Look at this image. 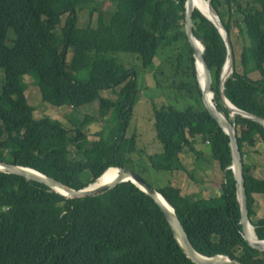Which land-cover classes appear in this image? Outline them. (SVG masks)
Wrapping results in <instances>:
<instances>
[{
    "label": "trees",
    "instance_id": "trees-1",
    "mask_svg": "<svg viewBox=\"0 0 264 264\" xmlns=\"http://www.w3.org/2000/svg\"><path fill=\"white\" fill-rule=\"evenodd\" d=\"M208 1L234 53V69L222 82L224 97L264 121V0ZM185 2L114 0L112 10L104 11L99 0H0V161L36 170L74 190L94 184L108 169H126L137 145L135 134L127 136L138 98L137 78L110 46L117 44L120 53L138 56L142 68L153 72L158 52L184 39L188 49L178 56L175 73L182 76L178 91L194 104L182 110L169 105L153 108V130L162 151L147 158L155 170L193 178L183 161L189 153L201 160L198 138L223 170L221 194L199 199L181 195L178 186L156 190L173 207L198 254L264 264V253L242 236L229 169L230 139L202 103L184 33ZM83 11L89 22L80 27L78 12ZM192 22L194 37L204 47L217 107L234 127L249 224L262 241L264 218H257L255 197L264 200V176L248 174L245 160L250 152L256 154L257 139L264 144V126L242 115H228L218 95L227 59L225 42L199 11H193ZM233 30L240 41L238 60ZM183 63L186 68L180 70ZM255 73L257 80L250 77ZM25 76L33 79L42 104L71 110L69 126L50 117L34 119L25 96ZM107 91L114 98L107 97ZM89 107L96 114L80 117L79 111ZM89 125L98 128L89 133ZM0 264L193 263L158 205L131 183L98 197L66 199L41 184L0 172Z\"/></svg>",
    "mask_w": 264,
    "mask_h": 264
},
{
    "label": "rangeland",
    "instance_id": "rangeland-1",
    "mask_svg": "<svg viewBox=\"0 0 264 264\" xmlns=\"http://www.w3.org/2000/svg\"><path fill=\"white\" fill-rule=\"evenodd\" d=\"M114 0H99L100 8L104 11L112 10ZM207 1V0H204ZM92 19L93 25L95 20ZM89 22L86 11L78 12V23L80 27H85ZM9 37L13 38L12 32ZM233 39L235 45L236 60L240 53V41L233 30ZM116 52L115 56L119 58L125 68L130 69L136 75L138 98L133 108V115L130 126L127 130V136L135 134L137 136L136 152L131 156L130 163L126 164V169L139 175L150 187L162 189L167 186H178L181 195H196L199 199L216 198L217 192L221 191L223 182V170L217 161L212 159V155L207 144H203L200 139L196 140V149L202 153L201 160H196L192 154H187L184 159L186 170L192 172L193 178L182 172L163 171L153 169L148 156L160 153L161 145L155 138L153 130L152 111L154 107L169 105L177 110H182L186 106L194 104L193 100L188 98L183 92L178 91L181 77L175 73V66L178 56L187 52L188 46L184 39L174 45L160 50L155 58V68L153 72L144 70L138 56L129 53H120V46L114 44L110 46ZM186 51V52H185ZM185 61V60H184ZM186 68V63L180 66V70ZM0 71V80L1 74ZM253 80L259 79L258 74H252ZM26 84L25 96L30 106L34 108L33 117L36 120L50 117L62 121L65 126H69L68 118L71 110L68 108H54L41 103L39 91L33 86V79L25 76ZM107 97L114 98L110 91L106 92ZM80 117L85 114L95 115V108L89 107L81 109ZM89 133H94L97 126H88ZM250 128H253L250 125ZM256 154L250 152L245 160V171L248 174H254L256 177L264 176V144L257 139V146L254 150ZM217 186L219 191L211 192L213 187ZM259 217L264 218V203L256 207Z\"/></svg>",
    "mask_w": 264,
    "mask_h": 264
},
{
    "label": "water",
    "instance_id": "water-1",
    "mask_svg": "<svg viewBox=\"0 0 264 264\" xmlns=\"http://www.w3.org/2000/svg\"><path fill=\"white\" fill-rule=\"evenodd\" d=\"M206 2L209 5V8L212 14L216 16L217 23L213 21L212 19L204 16L199 10L197 11H199L208 21H210L217 28V30L219 31L221 37L223 38L225 42V46L227 50V59H226L224 68L222 70L221 84L219 85V88H218V95H219L221 104L227 111L228 115H230V110L228 107H226L225 103H228L234 109V114L242 115L264 126V121H262L259 118H255L250 115H247L246 113L238 110L232 104H230L228 100L224 97L223 87H222V82L225 79L224 71H225L227 64H229L228 74H230L233 71L234 53H233L232 45L230 43V39L228 37L226 30L224 29L223 25L219 21L217 15L211 9L210 1L207 0ZM184 9H185L184 33H185L188 45L193 52L192 56L194 59L196 80H197V83L200 89L202 103L204 107L206 108V110L208 111V113L210 114V116L216 121L217 125L223 130V132L230 139L229 145H230V151H231L232 165L229 169L232 171L233 178L236 184V195H237V201L240 207V215H241L242 236L249 246H251L255 250H258L261 253H264V240L260 241L255 236H253L252 238H248L246 234L247 227L250 226V224H249V218H248V212H247V198H246V192H245V187H244L242 157H241V154L239 152L238 145L236 142L234 127L229 123V121L227 122L225 120L226 116L224 112L217 107V103H216L217 94L214 90L212 80L210 77V73L205 63L204 57H203L204 47L194 37V34H193L194 27H193V22H192V13L194 10L190 8V0H186ZM198 44L199 46H201L200 54L198 53V50H197ZM198 65L200 66L202 70V75H203L202 81H200L199 76H198V72H197ZM228 74L226 76H228ZM207 94L211 96L212 102L206 100L205 96ZM113 169H116L117 172L121 173L124 176L115 180L107 188L103 190H90L89 189L91 186L97 183V181L101 178L100 176L94 184H91L88 187L81 189V190H74L44 174H41L40 172L36 170L22 167V166L7 164V163L0 161V172L5 173V174H12V175L20 176L22 178H25L27 181L41 184L42 186L46 187L51 192H54L66 199H84V198L98 197L110 191H113L124 184L131 183L135 187L140 189L143 193H145L148 197H150L158 205L166 221L169 224V227L174 235V238L176 239L177 243L181 247V250L193 264H240L239 262H236L235 260L227 256L217 255L213 257H205V256L198 254L192 248L178 218L175 215L173 207L163 198V196L155 188L150 187L149 184L145 180L136 176L131 171L126 170L122 167H117Z\"/></svg>",
    "mask_w": 264,
    "mask_h": 264
},
{
    "label": "bare ground",
    "instance_id": "bare-ground-1",
    "mask_svg": "<svg viewBox=\"0 0 264 264\" xmlns=\"http://www.w3.org/2000/svg\"><path fill=\"white\" fill-rule=\"evenodd\" d=\"M190 8H192L193 10H199L204 16L212 19L213 21H215L217 23V18H216V16H214L212 14V12L209 8V5L207 4L206 1H204V0H190ZM197 50H198V53L200 54L201 53V46H199V44L197 45ZM197 72H198V76H199L200 81H202L203 75H202V70H201L199 65H198ZM228 73H229V64L226 65V68L224 71V75H225L224 78L227 77L226 75ZM205 97H206L207 101H211V96L209 94H207ZM225 105H226V107L229 108L230 117H232L234 115V109L228 103H225ZM225 120L228 122V119L226 117H225ZM122 176H124V175L117 172L116 169H109L101 176V178L97 181V183L95 185L91 186L89 189L90 190H103V189L107 188L110 184H112L115 180L121 178ZM162 204H164V203H162ZM246 234H247L248 238H252L254 236L253 230L250 226L247 227Z\"/></svg>",
    "mask_w": 264,
    "mask_h": 264
},
{
    "label": "crops",
    "instance_id": "crops-1",
    "mask_svg": "<svg viewBox=\"0 0 264 264\" xmlns=\"http://www.w3.org/2000/svg\"><path fill=\"white\" fill-rule=\"evenodd\" d=\"M213 188H215V189H213L211 192H217V191H219V189H217V186H215ZM220 194H221V191L217 192V196L216 197H218ZM263 203H264L263 197L260 196V195H257L255 197V207L262 206ZM257 218H262V217H259V214H257Z\"/></svg>",
    "mask_w": 264,
    "mask_h": 264
}]
</instances>
